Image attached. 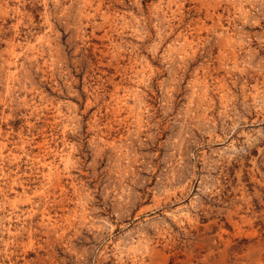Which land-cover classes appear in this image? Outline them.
Returning a JSON list of instances; mask_svg holds the SVG:
<instances>
[{
	"label": "rangeland",
	"instance_id": "374dc122",
	"mask_svg": "<svg viewBox=\"0 0 264 264\" xmlns=\"http://www.w3.org/2000/svg\"><path fill=\"white\" fill-rule=\"evenodd\" d=\"M0 264H264V0H0Z\"/></svg>",
	"mask_w": 264,
	"mask_h": 264
}]
</instances>
